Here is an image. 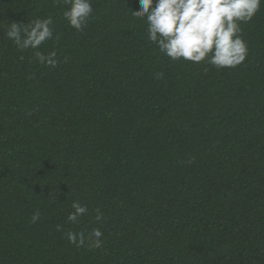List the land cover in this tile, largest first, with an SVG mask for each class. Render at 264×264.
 <instances>
[{"label": "trees", "instance_id": "16d2710c", "mask_svg": "<svg viewBox=\"0 0 264 264\" xmlns=\"http://www.w3.org/2000/svg\"><path fill=\"white\" fill-rule=\"evenodd\" d=\"M139 6L92 0L77 32L63 0H0V264H264V4L219 69L162 54ZM48 17L55 68L5 35Z\"/></svg>", "mask_w": 264, "mask_h": 264}, {"label": "clouds", "instance_id": "9594fccd", "mask_svg": "<svg viewBox=\"0 0 264 264\" xmlns=\"http://www.w3.org/2000/svg\"><path fill=\"white\" fill-rule=\"evenodd\" d=\"M63 3L70 6L63 13L69 26L82 32L94 15L92 0H63ZM262 4L264 0H139L138 10L131 14L146 20L149 41L172 61L203 62L218 69L236 68L248 56V45L242 39L240 25L252 21ZM5 35L19 51L33 50L38 63L50 68L58 65L55 51L45 55L39 50L54 39L51 17L37 18L27 24L8 23ZM71 208L73 211L67 219L72 224H78L89 212L79 201H73ZM103 218V213L96 209L95 221L102 222ZM39 219L37 211L31 221L36 223ZM102 237L99 228H93L87 236L83 231L65 233L70 244L89 250L102 247Z\"/></svg>", "mask_w": 264, "mask_h": 264}]
</instances>
